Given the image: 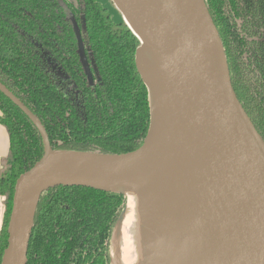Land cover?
I'll list each match as a JSON object with an SVG mask.
<instances>
[{
  "label": "trees",
  "instance_id": "1",
  "mask_svg": "<svg viewBox=\"0 0 264 264\" xmlns=\"http://www.w3.org/2000/svg\"><path fill=\"white\" fill-rule=\"evenodd\" d=\"M239 104L264 142V0H204ZM75 22L80 33V52ZM140 41L99 0H0V84L38 118L54 152L122 155L149 132L148 88L134 63ZM9 134L0 175V262L17 179L44 156L29 117L0 91ZM34 210L26 264H110L121 193L57 186Z\"/></svg>",
  "mask_w": 264,
  "mask_h": 264
},
{
  "label": "water",
  "instance_id": "2",
  "mask_svg": "<svg viewBox=\"0 0 264 264\" xmlns=\"http://www.w3.org/2000/svg\"><path fill=\"white\" fill-rule=\"evenodd\" d=\"M112 1L140 41L134 63L150 96L149 132L140 148L122 155L54 152L38 118L0 84L45 149L16 181L0 264H26L33 213L47 189L123 194L122 185L146 176L136 175L144 167L165 179L199 264H264V142L234 94L204 0Z\"/></svg>",
  "mask_w": 264,
  "mask_h": 264
},
{
  "label": "bare ground",
  "instance_id": "3",
  "mask_svg": "<svg viewBox=\"0 0 264 264\" xmlns=\"http://www.w3.org/2000/svg\"><path fill=\"white\" fill-rule=\"evenodd\" d=\"M143 171L146 176L120 187L130 199L126 196L124 213L113 228L110 264H199L195 246L174 211L165 179L146 167L136 175Z\"/></svg>",
  "mask_w": 264,
  "mask_h": 264
},
{
  "label": "crops",
  "instance_id": "4",
  "mask_svg": "<svg viewBox=\"0 0 264 264\" xmlns=\"http://www.w3.org/2000/svg\"><path fill=\"white\" fill-rule=\"evenodd\" d=\"M9 134L5 128L0 124V165L5 162L9 153ZM1 168V167H0ZM5 203L3 197L0 196V229L4 219Z\"/></svg>",
  "mask_w": 264,
  "mask_h": 264
},
{
  "label": "rangeland",
  "instance_id": "5",
  "mask_svg": "<svg viewBox=\"0 0 264 264\" xmlns=\"http://www.w3.org/2000/svg\"><path fill=\"white\" fill-rule=\"evenodd\" d=\"M71 3H75V0H69ZM100 3L102 4V6L104 8H106L109 12V14L112 16V19L114 22L116 23H121L123 21V15H121V13L118 11V9L116 8V6L114 5L112 0H99ZM0 175L3 174V172L6 169V163H2L0 165ZM128 197V199H130V197L128 196V194L126 195ZM136 223V221L134 222V224Z\"/></svg>",
  "mask_w": 264,
  "mask_h": 264
}]
</instances>
